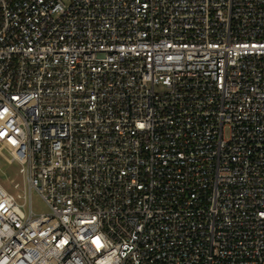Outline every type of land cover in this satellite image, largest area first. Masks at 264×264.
<instances>
[{
    "label": "built area",
    "instance_id": "built-area-1",
    "mask_svg": "<svg viewBox=\"0 0 264 264\" xmlns=\"http://www.w3.org/2000/svg\"><path fill=\"white\" fill-rule=\"evenodd\" d=\"M5 153L0 264H264V0H0Z\"/></svg>",
    "mask_w": 264,
    "mask_h": 264
},
{
    "label": "rangeland",
    "instance_id": "rangeland-1",
    "mask_svg": "<svg viewBox=\"0 0 264 264\" xmlns=\"http://www.w3.org/2000/svg\"><path fill=\"white\" fill-rule=\"evenodd\" d=\"M20 183L21 190L17 192L14 190V186ZM0 184L10 193L23 194L22 178L19 176V167L17 164H9L7 154L0 155ZM30 208L36 215L47 214L50 212L45 201L35 193H32L31 197L27 198L25 212L29 214Z\"/></svg>",
    "mask_w": 264,
    "mask_h": 264
}]
</instances>
